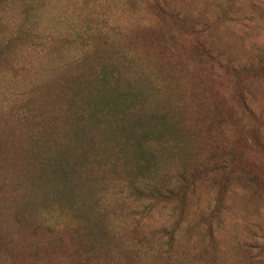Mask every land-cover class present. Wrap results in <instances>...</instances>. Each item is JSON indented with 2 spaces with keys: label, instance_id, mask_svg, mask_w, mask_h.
I'll list each match as a JSON object with an SVG mask.
<instances>
[{
  "label": "rangeland",
  "instance_id": "374dc122",
  "mask_svg": "<svg viewBox=\"0 0 264 264\" xmlns=\"http://www.w3.org/2000/svg\"><path fill=\"white\" fill-rule=\"evenodd\" d=\"M158 2L181 10L184 18L161 22L155 15ZM232 2L234 13L241 10L247 15L236 23L232 22L230 5L225 0H0V164L4 175L13 170L25 174V149L33 142L42 141L47 149L59 145L60 125L54 127L52 122L54 119L61 121L63 115L60 94L73 92L82 78L85 83L98 71L94 60L85 57L89 48L90 52L110 51L118 55L127 79H138L148 92L144 101L146 107H157L171 95L174 103L180 99V86L187 82L191 86L205 84L211 92L219 94L224 117L233 126L230 136L239 135L231 143L237 155L235 160L250 170L235 175L237 181L227 192L229 203L223 209L219 225L215 223L209 227L207 224L187 233L182 231L170 256L159 254L156 251L160 247L158 242L150 241L147 244L153 249L148 252L141 245L128 249L125 255L116 250L99 255L98 263L249 264L257 254L250 244H264V85L258 86V82L251 81L255 100L256 95L259 98L258 106L246 98L252 113L238 96L227 93V84L222 86L211 78L208 65L198 62L193 43L196 36L189 32L191 26L204 29L205 33L199 34V38L214 46L216 52L222 51L225 57L231 56L230 60L243 65L258 59L255 67L262 70L264 0ZM25 23L28 25L26 35ZM89 27L93 29L95 43L92 46L88 43L86 52L80 50L79 45L84 46L83 42L88 41L89 36L82 34ZM250 72L244 76H249ZM259 77L264 80L263 74ZM26 101L30 104L25 113ZM189 104L191 108L184 105L176 110L182 116L185 112L188 115L189 110L190 115L208 111L207 105H195L190 101ZM197 121L188 122L195 124ZM215 130L211 138L190 132L191 135L186 136L184 148L192 152L191 163L203 160L209 147L224 144V127ZM172 161L169 160L161 172L176 170V163L169 168ZM110 177L101 179L95 188L83 182L81 191L85 190L81 196L85 200L86 194L88 205L77 211L80 217L76 213L71 220L86 227L89 223L84 218L91 217L111 228L106 241L119 242L122 238L125 242L127 237L130 242L133 238L128 232L118 233L105 221L107 208L102 198L108 182L113 181ZM213 196L208 189H199L191 197L192 219L204 212L205 220L210 222L208 215L213 208ZM106 197L111 205L115 203L112 193ZM151 218L145 223L153 226L171 221L168 214L161 212ZM4 227L8 229L6 224ZM212 230L215 231L210 235ZM18 237L23 235L18 232ZM22 245L19 244L15 264H25L29 260L25 259ZM173 259L176 262H172ZM253 262L264 264V253Z\"/></svg>",
  "mask_w": 264,
  "mask_h": 264
},
{
  "label": "trees",
  "instance_id": "16d2710c",
  "mask_svg": "<svg viewBox=\"0 0 264 264\" xmlns=\"http://www.w3.org/2000/svg\"><path fill=\"white\" fill-rule=\"evenodd\" d=\"M225 1L230 5L227 9L233 23L247 16L241 10L234 13L232 1L235 0ZM155 15L161 22H168L181 21L185 13L158 2ZM27 26L25 23V35ZM189 28L196 36L193 43L198 62L208 65L211 78L222 86L227 84V93L238 96L253 113L248 101L258 106L259 98L256 95L255 100L251 81L264 85L262 77L258 78L261 74L264 78V64H260L261 70L255 67L258 59L247 65L233 62L231 56L216 52L214 46L199 38L204 29ZM92 32L91 27L83 31L82 36L89 37L84 46L79 45L80 50L86 51L88 43L90 46L95 43ZM90 49L85 57L94 60L98 70L95 77L85 83L82 78L73 92L59 96L63 115L61 121L52 122L54 127L60 125L59 145L47 149L42 141H36L27 146L25 174L13 170L4 175L0 164V264L16 263L20 243L25 247V259H29L25 264L33 261L34 264H100L99 255L116 250L125 255L128 249L141 245L148 252L153 249L147 244L150 241L158 242L159 254L170 256L182 231L187 233L202 225L213 227L222 222L223 209L229 203L227 192L237 181L235 175L249 173L250 168L235 160L237 155L231 143L239 135L230 136L233 126L224 117L218 93L211 92L205 84L191 86L187 82L180 86V99L174 103L171 95L157 107H146L148 92L138 79H127L118 55L110 51L90 52ZM249 70V76L245 77L244 73ZM189 101L207 105L208 111L190 115L189 110L188 115L185 112L182 116L176 107L191 108ZM28 104L26 101L25 113ZM220 126L224 127V144L209 147L203 160L191 163L192 152L184 148L186 136L196 133L211 138ZM169 160H174L169 168L176 163V170L161 172ZM108 175L113 181L108 182L102 198L107 208L105 221L118 233L128 232L133 238L130 242L127 237L125 242L122 238L119 242L106 241L111 228L91 217L84 218L89 223L86 227L73 221L77 211L88 205L86 194L85 200L81 196L85 190L81 191L83 182L95 188ZM199 189H208L214 195L209 223L204 212L192 219L189 211L191 197ZM110 193L116 198L113 205L107 201ZM157 212L168 214L171 223L146 224ZM250 246L255 247V259L264 253V244L252 242ZM254 258L249 264H254Z\"/></svg>",
  "mask_w": 264,
  "mask_h": 264
}]
</instances>
